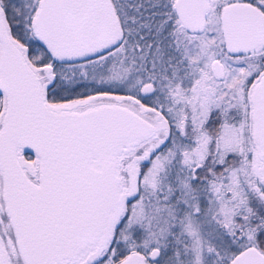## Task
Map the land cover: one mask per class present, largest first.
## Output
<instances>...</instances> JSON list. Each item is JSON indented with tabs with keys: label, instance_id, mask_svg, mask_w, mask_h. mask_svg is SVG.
Listing matches in <instances>:
<instances>
[{
	"label": "snow or ice",
	"instance_id": "6c2138e0",
	"mask_svg": "<svg viewBox=\"0 0 264 264\" xmlns=\"http://www.w3.org/2000/svg\"><path fill=\"white\" fill-rule=\"evenodd\" d=\"M0 264H264V0H0Z\"/></svg>",
	"mask_w": 264,
	"mask_h": 264
}]
</instances>
